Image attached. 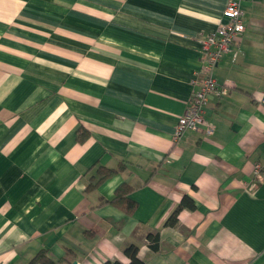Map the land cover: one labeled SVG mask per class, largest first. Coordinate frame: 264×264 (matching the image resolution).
<instances>
[{
    "label": "crops",
    "instance_id": "0c3cea01",
    "mask_svg": "<svg viewBox=\"0 0 264 264\" xmlns=\"http://www.w3.org/2000/svg\"><path fill=\"white\" fill-rule=\"evenodd\" d=\"M227 2L0 0V264H264V0L215 68L214 131L174 137ZM99 165L124 168L87 189ZM122 183L132 214L105 202Z\"/></svg>",
    "mask_w": 264,
    "mask_h": 264
},
{
    "label": "built area",
    "instance_id": "2783aa9c",
    "mask_svg": "<svg viewBox=\"0 0 264 264\" xmlns=\"http://www.w3.org/2000/svg\"><path fill=\"white\" fill-rule=\"evenodd\" d=\"M242 2L243 0H228L223 12L227 21L202 40L203 61L199 70L200 80L188 101L185 114L177 122L175 139L180 138L186 130H202L205 134L214 131V125L205 118V108L212 96L224 91L223 86L215 78L214 71L224 53L231 50L232 44L240 41L245 30ZM236 56L237 52L234 53V57ZM259 101L264 104V92ZM263 181L264 160L255 164L249 189L254 190Z\"/></svg>",
    "mask_w": 264,
    "mask_h": 264
},
{
    "label": "trees",
    "instance_id": "16d2710c",
    "mask_svg": "<svg viewBox=\"0 0 264 264\" xmlns=\"http://www.w3.org/2000/svg\"><path fill=\"white\" fill-rule=\"evenodd\" d=\"M84 132L78 133V138L83 139L85 137ZM123 165H119L118 167H107L103 165H99L96 170V175L98 176L95 178L93 182H91L87 189L95 188L99 183H101L104 179L109 177L110 175L116 173L119 170H123ZM95 177V176H94ZM133 190V187L128 183H122L119 185L114 193V196L110 200H105V202L111 203L116 205L117 207L124 210L127 214H132L134 210L137 207V202L133 200L131 197H129V194ZM195 207L194 200L189 196H184L177 206V208L173 211V213L169 216V218L166 221V225L168 226H176L179 222V213L184 208H190L193 209ZM147 238L150 241V245L153 249L158 250L159 249V233H149ZM125 254L130 257V263L129 264H145L144 261L139 258L138 256V246L135 244L128 245L125 248ZM36 259L42 260L45 264H54L55 262L48 256H45L44 251H41L36 256ZM105 264H123L118 260H107Z\"/></svg>",
    "mask_w": 264,
    "mask_h": 264
}]
</instances>
